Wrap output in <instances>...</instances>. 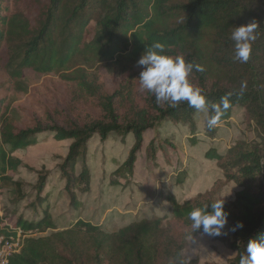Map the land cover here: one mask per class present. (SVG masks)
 Instances as JSON below:
<instances>
[{"label": "trees", "instance_id": "obj_1", "mask_svg": "<svg viewBox=\"0 0 264 264\" xmlns=\"http://www.w3.org/2000/svg\"><path fill=\"white\" fill-rule=\"evenodd\" d=\"M19 2L0 0V53L17 41L8 64L10 82L23 79L26 69L46 75L72 71L60 77L67 95H53L52 108L37 103L25 128L18 129L9 113L10 82L7 95H0V190L13 181L11 174L22 165L13 154L35 147L38 137L46 133L57 142H72L59 174L75 213L84 205L78 194L90 195L94 190L88 165L94 138L106 142L112 135L134 137L127 160L113 173L124 178L135 176L148 132L154 134L149 158L156 157L155 143L167 125L188 129L191 142L197 145L200 111L187 101L176 106L170 101L158 104L140 85L142 67L137 62L156 43L164 45L161 54L181 56L194 65L190 83L201 90L209 105L219 104L231 93L230 107L222 110L216 126L207 125L214 111L209 108L206 113L208 136L215 137L219 125L229 123L240 108L257 139L240 140L223 153L212 148L205 155L216 163L226 183L239 188L234 199L225 202L229 215L221 236L204 235L202 230L194 233L187 218L193 209L216 201L214 188L186 199L168 193L160 214L133 219L113 232L79 215H73L68 229L59 231L46 207L40 218H20L15 225L0 216V236L13 235L19 228L28 233L10 264H200L184 255L192 235L221 243L233 254L225 264H239L248 242L264 236V0H37L34 24L17 10ZM252 22L259 25L257 38L249 61L241 63L234 59L231 34L234 27ZM196 65L203 71H197ZM102 68L113 76L120 74L113 90L106 88ZM35 95L37 101L45 97L39 90ZM47 180L39 178L36 192L50 204ZM237 222L244 227L232 231Z\"/></svg>", "mask_w": 264, "mask_h": 264}, {"label": "rangeland", "instance_id": "obj_2", "mask_svg": "<svg viewBox=\"0 0 264 264\" xmlns=\"http://www.w3.org/2000/svg\"><path fill=\"white\" fill-rule=\"evenodd\" d=\"M18 4L17 10L34 24L39 7L37 0H20ZM16 44L17 41L14 47L6 45L0 53V95H7L11 79L8 64L15 53ZM101 70L106 88L113 90L120 80V74L113 76L105 68ZM71 71L63 69L46 75L26 69L23 79L10 82L12 90L8 92L7 104L18 129L29 125L37 103L52 108L53 95H67L68 89L61 85L60 77ZM38 90L45 93L40 101H37L35 95ZM205 118V112H199L196 118L199 138L197 145L191 142L192 135L188 129L171 125L164 127L155 143L156 157H148L149 144L154 134L146 133L133 178L113 173L127 160L135 143L134 137L130 135L123 139L112 135L106 142L94 138L88 152L94 190L90 195L78 194L84 203L78 213L70 208L69 196L63 191L65 182L59 174V167L72 142H57L51 133L41 135L38 137V145L13 154L22 165L16 173L11 174L13 181L0 190V216L10 220L8 224L15 225L20 218L26 221L40 218L48 207L59 231L68 229L74 219L73 215H79L84 220L100 225L106 232H113L133 219H152L155 214H160V208L167 206L163 200L168 193L186 199L214 188L216 201L223 198L225 202L232 201L239 188L226 183L216 163L207 160L205 155L212 148L223 153L240 140H256L254 128L251 130L246 126L245 113L239 108L229 123L220 124L215 137H210L205 128ZM41 176L48 178L46 191L52 193L50 204L46 203L47 198H39L36 192ZM178 231L179 236H183L184 230L179 227ZM188 242L184 252L187 260L196 258L200 264H225L233 256L221 243L207 236L188 239Z\"/></svg>", "mask_w": 264, "mask_h": 264}, {"label": "clouds", "instance_id": "obj_3", "mask_svg": "<svg viewBox=\"0 0 264 264\" xmlns=\"http://www.w3.org/2000/svg\"><path fill=\"white\" fill-rule=\"evenodd\" d=\"M259 25L256 22L247 25L234 27L231 39L234 41L235 55L234 59L247 63L252 52V42L256 40V30ZM164 45L156 43L145 51L138 60V66L142 67L139 75V81L142 89L147 90L155 96L156 102H171L176 106L181 101H187L189 106L194 107L200 112L207 113L209 108L215 115L207 120L209 128L216 126L223 115L230 107L229 97L231 93L221 98L219 104L209 105L205 96L201 94L199 88H195L189 80L194 65L186 63L181 56L175 58L163 55ZM197 71H203L199 65L195 66ZM223 110V111H222ZM225 200L220 199L205 205L203 208H195L188 213V220L191 221V228L194 233L202 230L204 235L218 237L223 233V229L228 223V215L225 211ZM209 207L211 211H208ZM242 222L232 228V231L242 229ZM193 240V235L190 237ZM246 255H241L239 264H264V236L250 240L246 246Z\"/></svg>", "mask_w": 264, "mask_h": 264}, {"label": "built area", "instance_id": "obj_4", "mask_svg": "<svg viewBox=\"0 0 264 264\" xmlns=\"http://www.w3.org/2000/svg\"><path fill=\"white\" fill-rule=\"evenodd\" d=\"M27 236L20 228L13 235L0 236V264H10V259L21 252Z\"/></svg>", "mask_w": 264, "mask_h": 264}, {"label": "crops", "instance_id": "obj_5", "mask_svg": "<svg viewBox=\"0 0 264 264\" xmlns=\"http://www.w3.org/2000/svg\"><path fill=\"white\" fill-rule=\"evenodd\" d=\"M118 210V209H117ZM118 212H120V211H118Z\"/></svg>", "mask_w": 264, "mask_h": 264}]
</instances>
